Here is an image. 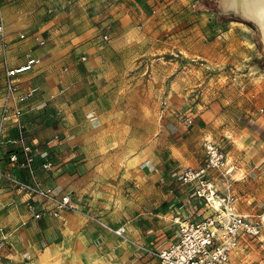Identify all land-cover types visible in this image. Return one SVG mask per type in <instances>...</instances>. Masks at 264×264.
<instances>
[{
	"label": "crops",
	"instance_id": "crops-1",
	"mask_svg": "<svg viewBox=\"0 0 264 264\" xmlns=\"http://www.w3.org/2000/svg\"><path fill=\"white\" fill-rule=\"evenodd\" d=\"M50 1L3 0L0 112L6 70L29 56L38 60L19 78L22 90L34 91L24 121L43 150L61 138L51 149L54 169L40 170L38 180L56 194H72L77 209L53 217L50 204L33 199L43 214L35 219L27 208L32 198L0 178V264H161L153 251L176 239L173 218L198 221L212 213L192 197L193 187L180 184L183 170L204 165L205 151L192 145L194 135L179 143L157 136L154 107L141 104L139 90L123 81L114 65L122 56L108 54L121 43L102 46L91 37L92 7L107 24L122 16L121 4ZM233 158L227 155L230 172H213L212 180L220 195L233 193L240 213L236 176L249 178L256 167ZM1 168L26 177L4 161ZM120 226L125 238L110 230Z\"/></svg>",
	"mask_w": 264,
	"mask_h": 264
},
{
	"label": "rangeland",
	"instance_id": "rangeland-1",
	"mask_svg": "<svg viewBox=\"0 0 264 264\" xmlns=\"http://www.w3.org/2000/svg\"><path fill=\"white\" fill-rule=\"evenodd\" d=\"M108 1L111 7L121 4L122 16L103 24L99 7H92L91 37L102 46L121 43L108 54L122 56L114 65L123 81L139 90L141 104L154 107L157 136L168 134L179 143L194 135L198 151L208 138L228 156L250 160L256 167L252 176H236L241 178L235 183L237 206L259 220L264 215L262 31L223 12L222 0ZM232 258L237 264H264V227L258 236L242 237Z\"/></svg>",
	"mask_w": 264,
	"mask_h": 264
},
{
	"label": "built area",
	"instance_id": "built-area-1",
	"mask_svg": "<svg viewBox=\"0 0 264 264\" xmlns=\"http://www.w3.org/2000/svg\"><path fill=\"white\" fill-rule=\"evenodd\" d=\"M3 5V0H0L1 36L5 33ZM38 63V60L29 56L20 67L6 70L4 103L0 112V178L32 198L27 208L34 213L35 219H40L43 215L37 211L36 199L52 206L48 214L53 217H59L61 212L77 209L72 194H56L44 188L38 180L40 170L49 172L54 169L51 149L61 141L60 137H55L46 144L49 150H43L40 144L32 140L31 131L24 121L26 104L34 97V91L22 90L19 78L33 70ZM260 112L264 116V109ZM204 151V165L198 169L183 170L180 184L193 187L192 197L200 199L212 213L198 221L173 218V224L177 226L176 239L153 251L161 264H233L232 254L240 239L244 236H258L264 227V215H259V220H254V216L238 213L233 193L229 191L222 196L215 188L212 173L216 171L227 175L231 170L228 168L225 151L211 139L205 140ZM3 161L26 177L3 170ZM110 230L120 238H125L127 233L125 226Z\"/></svg>",
	"mask_w": 264,
	"mask_h": 264
},
{
	"label": "bare ground",
	"instance_id": "bare-ground-1",
	"mask_svg": "<svg viewBox=\"0 0 264 264\" xmlns=\"http://www.w3.org/2000/svg\"><path fill=\"white\" fill-rule=\"evenodd\" d=\"M222 4L240 19L253 22L264 36V0H222Z\"/></svg>",
	"mask_w": 264,
	"mask_h": 264
},
{
	"label": "water",
	"instance_id": "water-1",
	"mask_svg": "<svg viewBox=\"0 0 264 264\" xmlns=\"http://www.w3.org/2000/svg\"><path fill=\"white\" fill-rule=\"evenodd\" d=\"M221 9H222L223 12L228 13V14L234 16V17H237L236 14H234L233 11L228 10L227 8H224L223 4H221ZM238 14H239V13H238ZM237 18H239V17H237ZM251 23H253V22H251ZM253 24H254V23H253Z\"/></svg>",
	"mask_w": 264,
	"mask_h": 264
}]
</instances>
